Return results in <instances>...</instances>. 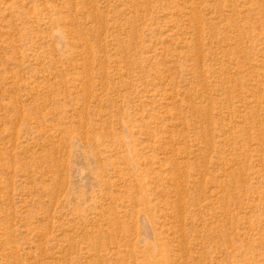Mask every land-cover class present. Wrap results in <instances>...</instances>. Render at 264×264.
<instances>
[{
  "label": "rangeland",
  "instance_id": "1",
  "mask_svg": "<svg viewBox=\"0 0 264 264\" xmlns=\"http://www.w3.org/2000/svg\"><path fill=\"white\" fill-rule=\"evenodd\" d=\"M0 264H264V0H0Z\"/></svg>",
  "mask_w": 264,
  "mask_h": 264
}]
</instances>
